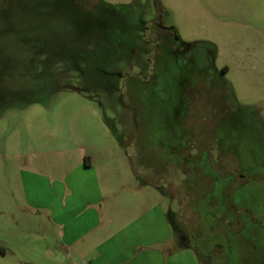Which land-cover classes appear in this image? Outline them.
I'll use <instances>...</instances> for the list:
<instances>
[{
    "label": "rangeland",
    "instance_id": "374dc122",
    "mask_svg": "<svg viewBox=\"0 0 264 264\" xmlns=\"http://www.w3.org/2000/svg\"><path fill=\"white\" fill-rule=\"evenodd\" d=\"M160 2L0 0V264H264V0Z\"/></svg>",
    "mask_w": 264,
    "mask_h": 264
},
{
    "label": "crops",
    "instance_id": "0c3cea01",
    "mask_svg": "<svg viewBox=\"0 0 264 264\" xmlns=\"http://www.w3.org/2000/svg\"><path fill=\"white\" fill-rule=\"evenodd\" d=\"M78 190H81L80 193L82 195H91V190H89V189L88 190L78 189ZM72 192H74V190ZM97 202H98L97 198L96 199L89 198L88 201L85 202L84 209H83V214L80 215V217L77 218L79 220V224H83L85 226H91V225H96V224L99 223L100 219L98 218L95 209L92 207L93 205H96ZM34 205L38 206V203H34ZM64 213H65V210L61 209L58 217L61 219L62 216L64 217ZM69 213H71V212H68V215L66 216L68 219L72 218V216L69 215ZM74 225L77 226V224H74ZM21 248L26 253H28V251H30V250H28L27 246L26 247H21ZM64 248L67 251V248L66 247H64ZM4 250H6V249H4ZM113 250H115V249H113Z\"/></svg>",
    "mask_w": 264,
    "mask_h": 264
},
{
    "label": "trees",
    "instance_id": "16d2710c",
    "mask_svg": "<svg viewBox=\"0 0 264 264\" xmlns=\"http://www.w3.org/2000/svg\"><path fill=\"white\" fill-rule=\"evenodd\" d=\"M155 7H156V12H157V15L162 18V15H163V6L160 2V0H155ZM1 250H4V248L0 247Z\"/></svg>",
    "mask_w": 264,
    "mask_h": 264
},
{
    "label": "flooded vegetation",
    "instance_id": "af4514ba",
    "mask_svg": "<svg viewBox=\"0 0 264 264\" xmlns=\"http://www.w3.org/2000/svg\"><path fill=\"white\" fill-rule=\"evenodd\" d=\"M161 20H162V18H160V17H156V23L158 24V25H161ZM161 30H163V32L164 33H166V32H169L170 30H173V29H170V28H162ZM223 69H224V71L226 72L227 71V69H228V67H226V66H224L223 67ZM231 86V85H230ZM190 94V93H189ZM191 95V94H190Z\"/></svg>",
    "mask_w": 264,
    "mask_h": 264
}]
</instances>
